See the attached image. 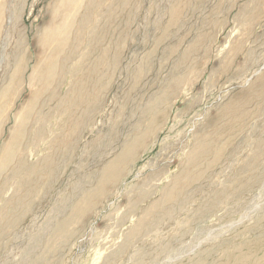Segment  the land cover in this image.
Returning <instances> with one entry per match:
<instances>
[{
	"label": "rangeland",
	"instance_id": "obj_1",
	"mask_svg": "<svg viewBox=\"0 0 264 264\" xmlns=\"http://www.w3.org/2000/svg\"><path fill=\"white\" fill-rule=\"evenodd\" d=\"M0 264H264V0H0Z\"/></svg>",
	"mask_w": 264,
	"mask_h": 264
}]
</instances>
